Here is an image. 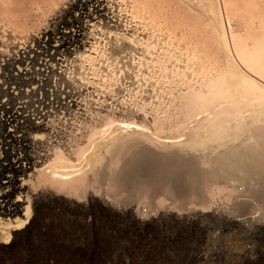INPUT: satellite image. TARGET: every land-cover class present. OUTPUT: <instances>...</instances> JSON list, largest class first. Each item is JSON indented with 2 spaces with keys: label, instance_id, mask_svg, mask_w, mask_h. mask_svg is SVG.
I'll return each mask as SVG.
<instances>
[{
  "label": "bare ground",
  "instance_id": "1",
  "mask_svg": "<svg viewBox=\"0 0 264 264\" xmlns=\"http://www.w3.org/2000/svg\"><path fill=\"white\" fill-rule=\"evenodd\" d=\"M71 1L0 0V25L20 39ZM122 6L134 20L191 47L182 69L175 64L170 70L177 81L164 86L168 78L156 71L165 74L170 57L151 54L150 89L126 107L95 99L84 115L76 113L79 129L68 143L48 137L62 120L33 119L31 140L47 135L49 147L39 156H19L11 168L17 173L0 181V242L7 244L35 217L33 184L79 200L99 196L107 218L139 231L158 228L162 216L180 223L216 216V198L232 196L235 208L227 214L244 216L232 219L235 224L245 233H264V214L252 212L256 202L264 207V0H122ZM38 36L31 40L47 44ZM92 44L81 61L99 58ZM28 55L23 52L24 60ZM66 106L65 116L71 115L74 107Z\"/></svg>",
  "mask_w": 264,
  "mask_h": 264
},
{
  "label": "rangeland",
  "instance_id": "2",
  "mask_svg": "<svg viewBox=\"0 0 264 264\" xmlns=\"http://www.w3.org/2000/svg\"><path fill=\"white\" fill-rule=\"evenodd\" d=\"M47 19L34 27L35 32L16 40L0 25V181L17 173L11 168L19 156L47 151V135L31 140L33 119L54 124L62 120L58 132L48 137L68 143L79 129L75 117L84 115L83 109L95 99L100 100L98 104L122 102L126 107L135 94L150 89L154 79L147 77L149 69L156 70L148 58L151 54L170 57L167 72L156 71L168 78L164 86H170L178 79L170 70L175 64L182 69L184 64L179 62L191 48L178 43L175 36L169 38L165 30L131 18L122 0H72ZM36 35L45 37L47 44L39 42L42 38L32 41ZM92 43L100 56L89 64L81 61L80 54H88ZM23 52H29V59L24 60ZM66 104L74 107L71 115L65 116ZM30 187L31 200H38H34L35 217L7 244L0 242V264H264V233H245L235 224L232 219L244 216L227 214L235 208L232 196L216 198L211 209L218 211L216 216L211 212L190 216L183 223L162 216L158 228L139 231L116 217L107 218L99 196L79 200L56 194L50 186ZM252 212L264 214L262 203L256 202Z\"/></svg>",
  "mask_w": 264,
  "mask_h": 264
}]
</instances>
